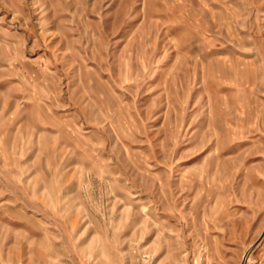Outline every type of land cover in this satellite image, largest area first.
Wrapping results in <instances>:
<instances>
[{
    "label": "rangeland",
    "instance_id": "1",
    "mask_svg": "<svg viewBox=\"0 0 264 264\" xmlns=\"http://www.w3.org/2000/svg\"><path fill=\"white\" fill-rule=\"evenodd\" d=\"M0 264H264V0H0Z\"/></svg>",
    "mask_w": 264,
    "mask_h": 264
}]
</instances>
